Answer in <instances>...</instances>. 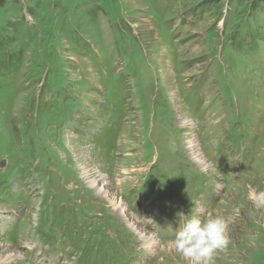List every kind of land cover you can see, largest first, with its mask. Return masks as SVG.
<instances>
[{
  "label": "rangeland",
  "instance_id": "1",
  "mask_svg": "<svg viewBox=\"0 0 264 264\" xmlns=\"http://www.w3.org/2000/svg\"><path fill=\"white\" fill-rule=\"evenodd\" d=\"M253 190L264 0H0V264H264Z\"/></svg>",
  "mask_w": 264,
  "mask_h": 264
},
{
  "label": "clouds",
  "instance_id": "2",
  "mask_svg": "<svg viewBox=\"0 0 264 264\" xmlns=\"http://www.w3.org/2000/svg\"><path fill=\"white\" fill-rule=\"evenodd\" d=\"M249 198L255 208H264V191L253 190ZM227 230L228 224L221 216H209L202 221L193 215L185 219L172 245L188 264H215L217 252L229 244Z\"/></svg>",
  "mask_w": 264,
  "mask_h": 264
},
{
  "label": "bare ground",
  "instance_id": "3",
  "mask_svg": "<svg viewBox=\"0 0 264 264\" xmlns=\"http://www.w3.org/2000/svg\"><path fill=\"white\" fill-rule=\"evenodd\" d=\"M114 190V189H113ZM86 191H84V193H85ZM84 205H86V203H84ZM99 208V207H98ZM115 227H118V225L116 224V226ZM126 240V239H125ZM130 240V239H129ZM154 243H155V241L154 240H152ZM83 246V245H82Z\"/></svg>",
  "mask_w": 264,
  "mask_h": 264
}]
</instances>
